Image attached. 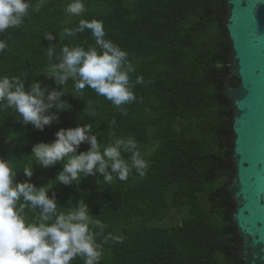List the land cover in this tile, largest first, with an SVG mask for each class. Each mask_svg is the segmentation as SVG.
<instances>
[{"label":"trees","instance_id":"16d2710c","mask_svg":"<svg viewBox=\"0 0 264 264\" xmlns=\"http://www.w3.org/2000/svg\"><path fill=\"white\" fill-rule=\"evenodd\" d=\"M70 2L30 0L21 27L0 33L8 45L0 53V77L62 87L46 75L62 47L95 46L90 31L68 37L64 29L96 19L105 39L128 53L135 67L131 80L142 76L144 83L133 89L136 100L121 108L89 87L80 98L67 93L63 98L71 110L61 111L58 122L42 131L0 104V158L22 182L28 179L23 169L32 166V146L52 142L60 128L90 123L102 145L134 138L148 163L143 176L132 170L126 181L106 184L98 175L64 185L55 180L62 162L49 168L33 162L31 182L52 186L58 212L73 210L83 199L92 218L105 225L103 231L91 226L103 253L99 264H243L232 256L240 242L231 218L234 204L224 192L234 170L228 159L232 109L223 91L230 43L222 0H84L87 10L80 16L66 13ZM49 46L55 49L51 61ZM231 84L237 86L238 78ZM65 88L73 90L71 79ZM87 104L94 116L87 115ZM88 148L82 143L78 151ZM24 215L36 222L39 212L26 207Z\"/></svg>","mask_w":264,"mask_h":264},{"label":"clouds","instance_id":"9594fccd","mask_svg":"<svg viewBox=\"0 0 264 264\" xmlns=\"http://www.w3.org/2000/svg\"><path fill=\"white\" fill-rule=\"evenodd\" d=\"M30 0H0V33L8 29L20 28L29 14ZM84 0H71L66 13L80 16L86 11ZM85 30L91 32L95 46H63L58 63L51 64L47 76L53 78L60 88H50L38 80L26 86L19 77H0V104L15 108L24 125L31 124L43 130L58 122L61 111L71 110L72 105L63 97L71 93L75 97L89 87L97 95L105 97L114 106L121 108L136 100L133 89L143 84L142 76L133 82L130 74L135 72L128 59V53L116 43L105 39L106 32L101 21L80 19L74 28H65L64 34L75 37ZM55 40L53 33L45 36ZM8 47L0 39V53ZM55 54L53 46L48 47L47 57L51 61ZM73 81L71 92L65 86ZM88 116H94L91 105ZM82 143L89 148L78 151ZM123 153L130 154L125 159ZM32 166L25 167L23 174L28 179L16 180L17 171L0 158V264H71L80 257L84 264H99L102 257L101 245L96 241V233L91 226L101 231L105 225L92 218L89 206L81 199L68 212H58L55 193L49 195L47 185L37 187L31 182L33 162L49 168L63 163L55 180L64 185H76L83 177L102 175L106 184L114 179L126 181L132 170L140 176L148 167L134 138H114L102 145L93 133L92 125L85 123L75 127L60 128L52 142H37L32 146ZM39 212L36 222H28L25 208Z\"/></svg>","mask_w":264,"mask_h":264},{"label":"water","instance_id":"95a60500","mask_svg":"<svg viewBox=\"0 0 264 264\" xmlns=\"http://www.w3.org/2000/svg\"><path fill=\"white\" fill-rule=\"evenodd\" d=\"M222 12L230 43L223 91L232 109L228 159L234 170L224 192L234 204L240 242L232 256L264 264V0H222Z\"/></svg>","mask_w":264,"mask_h":264}]
</instances>
